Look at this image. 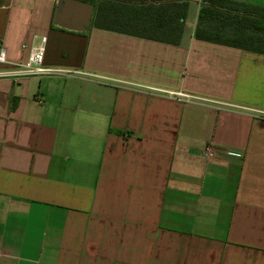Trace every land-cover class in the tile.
Here are the masks:
<instances>
[{"label":"crops","instance_id":"0c3cea01","mask_svg":"<svg viewBox=\"0 0 264 264\" xmlns=\"http://www.w3.org/2000/svg\"><path fill=\"white\" fill-rule=\"evenodd\" d=\"M57 1L0 0V264H264V54L197 39L204 0L181 34L178 0ZM42 36L58 72L14 75Z\"/></svg>","mask_w":264,"mask_h":264},{"label":"trees","instance_id":"16d2710c","mask_svg":"<svg viewBox=\"0 0 264 264\" xmlns=\"http://www.w3.org/2000/svg\"><path fill=\"white\" fill-rule=\"evenodd\" d=\"M94 5L95 0H77ZM180 34L188 0H178ZM96 25L98 23L95 22ZM197 39L264 54V8L229 0H204L195 30ZM178 44V38L155 37Z\"/></svg>","mask_w":264,"mask_h":264},{"label":"built area","instance_id":"2783aa9c","mask_svg":"<svg viewBox=\"0 0 264 264\" xmlns=\"http://www.w3.org/2000/svg\"><path fill=\"white\" fill-rule=\"evenodd\" d=\"M46 47V37H38L33 39L32 43L28 46L24 45L22 48L27 49V55L23 61L18 64H15L16 70L15 74L20 77H29L34 75H51L55 74L58 71L43 66V58L45 54ZM7 63L6 52L4 47L0 43V64ZM171 96L177 97L179 99L189 100L190 97L184 93H170ZM205 152L209 157L213 156L212 149L210 147L205 148Z\"/></svg>","mask_w":264,"mask_h":264},{"label":"water","instance_id":"95a60500","mask_svg":"<svg viewBox=\"0 0 264 264\" xmlns=\"http://www.w3.org/2000/svg\"><path fill=\"white\" fill-rule=\"evenodd\" d=\"M72 10L77 13L74 24H61L59 19H61L67 11ZM91 15L92 5L77 0H58L54 11V19L59 26L77 32L82 31L84 28L89 26Z\"/></svg>","mask_w":264,"mask_h":264}]
</instances>
